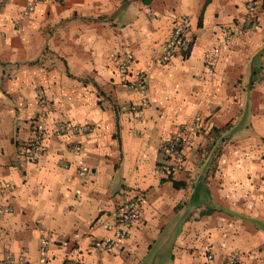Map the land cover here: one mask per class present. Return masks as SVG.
Instances as JSON below:
<instances>
[{
	"label": "crops",
	"instance_id": "crops-1",
	"mask_svg": "<svg viewBox=\"0 0 264 264\" xmlns=\"http://www.w3.org/2000/svg\"><path fill=\"white\" fill-rule=\"evenodd\" d=\"M249 3L257 26L244 30ZM25 7L0 0V263L204 264L210 250L225 264L237 250L264 264V0H39L20 19ZM179 16L190 47L161 65ZM116 51L146 71L143 92L121 84ZM64 123L91 132L57 135ZM37 128L45 150L29 162ZM132 196L142 212L128 236L93 249Z\"/></svg>",
	"mask_w": 264,
	"mask_h": 264
},
{
	"label": "built area",
	"instance_id": "built-area-1",
	"mask_svg": "<svg viewBox=\"0 0 264 264\" xmlns=\"http://www.w3.org/2000/svg\"><path fill=\"white\" fill-rule=\"evenodd\" d=\"M39 0H26L25 9L19 14V18H27L35 10L36 4ZM247 15L245 18L244 30L254 29L257 26V20L253 13V6L251 3L247 4ZM234 30L228 28L226 30L225 41H229ZM192 38L189 34V19L186 16H179L172 22L171 30L167 38L163 41L160 47V53L157 62L161 65L167 64L176 54H183L188 51ZM110 62L119 76L121 84L131 90L143 92L147 84V74L143 69L133 71V66L136 62L135 56L131 52L116 51L111 54ZM43 103L44 99H40ZM145 98L141 99L140 104H130L131 112L136 113L140 108L146 105ZM43 115V114H42ZM91 128L88 126H81L73 123H64L55 129L57 135L67 134H88ZM188 139L181 133H176L170 139L167 145V151L171 157L178 163L181 159V149L187 144ZM45 150V135L43 130L36 129L30 140L24 146V156L29 162H33ZM72 150L76 154L81 153L80 144L73 143ZM163 172L170 171V165L165 164L161 169ZM264 179V169L262 173ZM11 186L7 182H0V195L2 198L7 197V193ZM141 198L139 196H132L125 199L113 212L114 225L110 229H114L113 235L110 237H103L100 239H93L91 247L99 252H109L116 244L126 238L133 227L136 220L141 215ZM46 241L42 239L40 252L44 253L46 250ZM0 264H27L23 255L17 259L7 256ZM204 264H214V257L210 250L204 253ZM225 264H241V254L237 250L230 253Z\"/></svg>",
	"mask_w": 264,
	"mask_h": 264
},
{
	"label": "trees",
	"instance_id": "trees-1",
	"mask_svg": "<svg viewBox=\"0 0 264 264\" xmlns=\"http://www.w3.org/2000/svg\"><path fill=\"white\" fill-rule=\"evenodd\" d=\"M178 185H179V184H176V183H174V186H176V187H177Z\"/></svg>",
	"mask_w": 264,
	"mask_h": 264
}]
</instances>
